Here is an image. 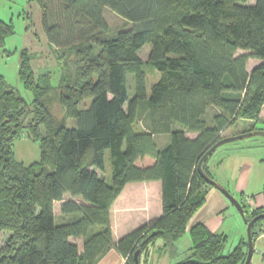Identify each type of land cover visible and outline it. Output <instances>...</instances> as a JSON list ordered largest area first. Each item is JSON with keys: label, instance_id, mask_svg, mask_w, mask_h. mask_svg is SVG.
<instances>
[{"label": "trees", "instance_id": "obj_1", "mask_svg": "<svg viewBox=\"0 0 264 264\" xmlns=\"http://www.w3.org/2000/svg\"><path fill=\"white\" fill-rule=\"evenodd\" d=\"M34 1L64 72L53 87L51 75H36L32 56L22 50L19 79L33 93L31 104L0 75V233L12 234L0 249V264H98L113 249L126 264H136V253L140 264H149L159 241V254H167L188 232L191 255L179 264H244L248 239L223 255L227 236L202 223L188 229L209 189L219 187L208 164L223 146L202 163L214 182L199 172L201 159L239 119L260 120L264 110V0ZM105 9L132 28L112 35ZM14 34V25L0 19V48ZM147 45L152 50L144 62L139 52ZM240 50L262 63L249 72L250 56L237 57ZM146 66L160 75L149 97ZM128 73L135 74L136 95L126 109ZM56 100L77 121L75 128L51 113ZM140 119L143 131L136 130ZM23 133L41 150V161L30 166L12 149ZM159 135L169 136L163 147ZM106 150L111 184L97 172L105 169ZM145 158L154 162L139 167ZM140 182H161L162 215L115 242L112 207L126 185ZM240 202L246 226L264 213H250ZM263 222L253 225L254 246ZM71 238H81L82 249Z\"/></svg>", "mask_w": 264, "mask_h": 264}, {"label": "rangeland", "instance_id": "obj_2", "mask_svg": "<svg viewBox=\"0 0 264 264\" xmlns=\"http://www.w3.org/2000/svg\"><path fill=\"white\" fill-rule=\"evenodd\" d=\"M256 0H249L247 5H253ZM104 16L109 25L110 32L112 35L117 34L122 30H128L132 28V24L120 17L116 13H114L110 9H105ZM0 19L14 25L15 34L10 36L6 40V45L3 48H0V75L3 76L7 82V84L14 89L27 103L31 104L33 101V93L27 90L22 81L19 79V65H20V53L22 50L26 49L31 54H33L32 66L34 68V72L36 75L40 73H50L51 75V83L53 87L57 88L59 85V81L61 78L63 71V65L59 64L58 60L54 57V62L52 61V55L48 53L47 56L50 60H45L46 57L42 55V52L38 50V47L44 46V42L46 43V35L42 24V10L39 5L34 0H0ZM47 46V44L45 45ZM152 47L150 45L145 46L139 52L140 58L147 62L151 53ZM251 52L249 51H238L236 56L248 55L250 56L248 60L247 70L251 72L255 67L262 63L261 60L255 59L251 57ZM43 58L39 64L36 65L35 60H40ZM146 77H147V91L148 97L151 94V89L155 83L159 81L160 75L157 71H155L150 66L145 67ZM126 88L128 94V102L125 105V108H128L129 102L136 95V81L135 74L128 73L126 76ZM54 94L51 95L53 97ZM90 100H87L81 104L82 109H86L90 105ZM51 113L57 118L59 121H65V125L68 128H75L77 125V121L75 119H68L66 117V112L64 107L61 105L59 101L52 103L50 105ZM209 115L212 114V110L209 111ZM260 120H248V119H239L232 128L225 131L222 135V138L232 137V136H240L243 135L245 131L255 128L256 131H264V110L260 116ZM32 117L26 116V122L30 121ZM209 118V117H208ZM145 129L144 122L140 119L136 125V130L143 131ZM174 129H179L176 125ZM45 134L44 128L42 129ZM192 137H196V135H191ZM169 136H158L157 143L161 146L164 143V139ZM243 146L241 151H247L252 156H259L260 158H264V137L260 135H253L250 137L243 138L242 140H237L235 142L228 143L224 145L222 149H232L234 147ZM13 152L18 162L23 163L25 166H30L34 163H38L41 161V150L39 147V143L32 140V138L28 135V133H23L20 139L16 140L12 146ZM153 159L146 158L140 160L137 165L139 167L143 166H151L153 163ZM99 171V170H97ZM102 178L106 180L108 184L112 182V165H111V152L110 150H106L105 152V169L103 171H99ZM264 195V184L263 189H261ZM235 196L241 201V196L239 194H235ZM71 195L67 194L63 202L69 200ZM253 199V197H251ZM124 200V199H123ZM63 202H58L55 204V215L57 224H61L64 221V217L61 215V205ZM142 211L146 209H140ZM130 213V209L125 210L127 215L122 218L119 222V231L115 234V238H118V234L120 233L123 236L128 235L133 232L143 224L147 222L148 217L145 212ZM162 210V205H160L157 210L156 201H154L153 209L151 211L152 216H156L158 211ZM231 211L234 212V216L231 215ZM231 211L225 214L226 224L225 231L228 235V243L223 251V255L229 254L233 250V246L235 240H238V236L240 231H243L245 237H247V226L245 225L244 217L240 214L237 208L232 204ZM143 217L142 220L137 221L136 217ZM72 218V217H70ZM156 218V217H155ZM138 222V223H135ZM115 224V228L117 230L116 220H113ZM141 224V225H138ZM262 231L264 232V222L261 226ZM11 232L3 231L0 233V249H2L7 240L11 236ZM122 236V237H123ZM70 241L72 243H76L80 249L83 246V240L71 238ZM162 241L159 242L161 244ZM191 246L190 236H185L182 240H180L177 244V247L186 252L189 257L188 249ZM255 251V246H254ZM261 252V255H259ZM254 255V254H253ZM264 255V239L258 241L256 243V254L254 256V263L259 264V259L263 260ZM253 258V257H252ZM178 259H175L174 262H177ZM126 264V263H125Z\"/></svg>", "mask_w": 264, "mask_h": 264}, {"label": "crops", "instance_id": "obj_3", "mask_svg": "<svg viewBox=\"0 0 264 264\" xmlns=\"http://www.w3.org/2000/svg\"><path fill=\"white\" fill-rule=\"evenodd\" d=\"M46 44L47 46H45ZM38 50L41 51L42 55L46 57L45 60L51 61V59H48L47 56V51H48V53H50L53 56L52 61L54 62L55 54L53 50L50 48L48 40L46 41V43L44 42V46L38 47ZM30 55L32 56V60H33V54L30 53ZM41 61H43V58L40 60H35L36 65L39 64ZM31 65H32V61H31ZM47 73H40L38 75H44ZM191 135H196V134L187 133V136L189 138L191 139L195 138L192 137ZM159 136H168V135H159ZM157 137H156V141H157ZM168 141H169V137H166L164 139V143L160 147L165 146L168 143ZM242 148L243 146L234 147L232 149L227 148V149H222L221 152H219L220 150L219 149L210 160L208 164V168L209 171L212 173L216 183H218L219 187L228 190L236 199L238 198L235 196V194H239L242 199L241 201L248 207V210L251 213L252 211L258 208H264V195L261 194L262 193L261 189H263V184H264V162H263L264 158H260L259 156H252L247 151H241L240 149ZM97 172L99 173V171ZM251 197H253V199ZM154 201H156L157 210H158L160 205H162L161 182H140V183H130L126 185V187L124 188L123 192L118 197V199L116 200L111 210V225L113 230V238L115 242L119 241V239L123 236L119 233L118 238H115L116 235L115 233L119 231L118 230L119 222L122 220L124 215L125 216L127 215V212H125V210L130 209V213H136L140 209H146L144 211L140 210V212H145L146 216L148 217L147 222L145 224L159 218L162 215V210L158 211V214L156 216L151 215ZM231 206L232 203L221 193V191L218 188L209 189L206 204L192 219V221L189 224L188 231L196 224L202 223L205 224L211 232L219 235H225L228 237L225 231V224H226L225 214L231 211ZM231 212L232 213L230 216H234V212L233 211ZM133 217H136L137 221L139 220L141 221L142 218L145 217V215H143L142 218L137 215L136 216L132 215L131 218L133 219ZM113 220L114 221L116 220L117 230L114 226L115 224L113 223ZM187 235L190 236L189 232L185 236ZM238 237H239L238 240L234 241V244H236V246H233L234 247L233 250L243 240L247 239V237L244 236L243 231H240ZM262 239H264V232L261 229L255 242V251L251 264L254 263V256L256 254V243ZM159 242L154 246V248H152L149 264H179L188 258V255L184 254L186 252L181 251L177 247L178 242L175 245V251L171 252L170 250L167 251V254H159L158 250L162 248L164 245L163 242L161 244H159ZM190 242H191V246L188 249L189 256L191 255L190 249L192 248L191 237H190ZM259 255H261V252H259ZM176 258L178 259V261L174 262ZM258 263L264 264V258L263 260L259 259ZM98 264H125V259L122 258L116 252V250L113 249L106 256H104L99 261Z\"/></svg>", "mask_w": 264, "mask_h": 264}, {"label": "water", "instance_id": "obj_4", "mask_svg": "<svg viewBox=\"0 0 264 264\" xmlns=\"http://www.w3.org/2000/svg\"><path fill=\"white\" fill-rule=\"evenodd\" d=\"M253 135H260L264 137V131H255L254 133L251 134H246V135H240V136H232V137H226L221 140H219L215 145H213L207 153L204 155V157L201 159L199 165H198V170L199 172L203 175V177L207 180V182H214L212 179H210L207 175L204 174L202 170V163L203 161L209 157L211 154H213L218 148L231 143L235 142L237 140H242L243 138L250 137ZM218 189L221 191V193L237 208V210L240 212V214L244 217L245 216V211L242 203L236 199L228 190L218 187ZM264 219V213L261 215H258L254 217L247 225V239H248V255L247 259L244 264H251L252 262V257L254 254V240H253V235H252V228L253 225ZM138 253H136V264H140L138 261Z\"/></svg>", "mask_w": 264, "mask_h": 264}, {"label": "bare ground", "instance_id": "obj_5", "mask_svg": "<svg viewBox=\"0 0 264 264\" xmlns=\"http://www.w3.org/2000/svg\"><path fill=\"white\" fill-rule=\"evenodd\" d=\"M58 53V52H57ZM150 254V253H149ZM145 256H147V255H145ZM149 258V257H148ZM177 259V258H176ZM173 261V260H172ZM145 264H146V262H145Z\"/></svg>", "mask_w": 264, "mask_h": 264}, {"label": "built area", "instance_id": "obj_6", "mask_svg": "<svg viewBox=\"0 0 264 264\" xmlns=\"http://www.w3.org/2000/svg\"><path fill=\"white\" fill-rule=\"evenodd\" d=\"M125 263H126V261H125Z\"/></svg>", "mask_w": 264, "mask_h": 264}]
</instances>
